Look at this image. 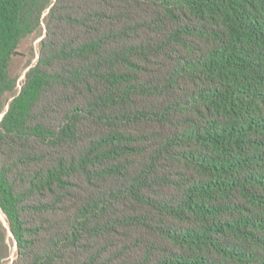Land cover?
Masks as SVG:
<instances>
[{
    "label": "trees",
    "instance_id": "16d2710c",
    "mask_svg": "<svg viewBox=\"0 0 264 264\" xmlns=\"http://www.w3.org/2000/svg\"><path fill=\"white\" fill-rule=\"evenodd\" d=\"M0 213V264H264V0H0Z\"/></svg>",
    "mask_w": 264,
    "mask_h": 264
},
{
    "label": "rangeland",
    "instance_id": "374dc122",
    "mask_svg": "<svg viewBox=\"0 0 264 264\" xmlns=\"http://www.w3.org/2000/svg\"><path fill=\"white\" fill-rule=\"evenodd\" d=\"M44 24L42 33L34 34L22 40L19 46V54L11 62L10 71L13 76L17 77V90L20 89L26 71L34 65L39 56V41L44 36ZM28 65V66H27ZM0 218L4 220L0 213ZM15 249V246L13 247Z\"/></svg>",
    "mask_w": 264,
    "mask_h": 264
}]
</instances>
